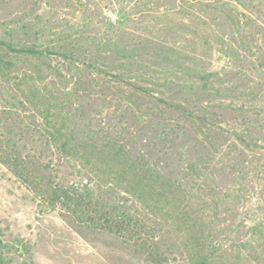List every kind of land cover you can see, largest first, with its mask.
<instances>
[{
    "label": "trees",
    "instance_id": "16d2710c",
    "mask_svg": "<svg viewBox=\"0 0 264 264\" xmlns=\"http://www.w3.org/2000/svg\"><path fill=\"white\" fill-rule=\"evenodd\" d=\"M161 1L169 6L174 2ZM201 2L199 12H184L181 20L160 17L138 25L116 7L119 0H106L105 15L82 10L77 25L65 24L55 30L53 43L30 38L32 33L45 30L38 20L25 22L20 16L13 21L14 25L0 27V165L32 198H42L52 209L60 208L78 227L121 237L124 243L144 254L149 264L173 263L161 250L160 235L152 232L148 216L157 220L155 208L170 210L192 190L174 178L168 163L161 165L160 161L166 154L176 156L178 164L183 165L180 172L189 177H200L205 161H192L184 150L157 154L155 145L162 148L167 142L172 144L173 127L169 132L164 126L155 129L157 124H153L145 149L106 128L85 129L75 121L68 86L58 82L62 81L63 72L50 60L54 55L65 69H74L76 75H72L77 84L84 85V73L94 74L106 84L105 88H118L117 92L126 94L129 100L159 92L157 103L173 111L174 123L181 122L183 129L187 121L210 130L215 128L216 133L208 138L216 140V150L225 139L221 124L216 119L215 126L206 104L192 111L187 98L178 93L188 88L195 91L198 101L205 99L209 91L236 98L241 102L233 110L241 128L233 135L246 147H255L252 133L256 128V132L264 130V101H260L264 94V71L256 68L247 72L236 48L230 44L232 54L228 63L221 67L222 71L213 68L210 56L216 49V0ZM224 6L220 4V12L238 29L240 44L247 46L249 40L240 29V18L224 10ZM183 19L187 22L182 23ZM183 31H190L194 38L179 36ZM22 58L34 62L24 68L17 64ZM51 75L53 79L46 81ZM19 106L32 113V122L23 118ZM65 167L70 177L62 174ZM259 231V236L264 235ZM256 240L248 238L241 247L252 246ZM17 245L0 228V264L18 260ZM184 247L186 264H213L215 257L217 262L222 256L226 260L219 264H250V259L259 257L264 260V246L253 247L247 254L237 250L235 254L216 252V256L205 243Z\"/></svg>",
    "mask_w": 264,
    "mask_h": 264
},
{
    "label": "rangeland",
    "instance_id": "374dc122",
    "mask_svg": "<svg viewBox=\"0 0 264 264\" xmlns=\"http://www.w3.org/2000/svg\"><path fill=\"white\" fill-rule=\"evenodd\" d=\"M201 1L174 0L169 6L161 0H119L116 7L119 6L140 25L151 19L157 21L160 17L164 20L173 16L181 20L184 12H199ZM221 3L225 4L224 10L240 18L239 28L244 30L249 40L247 46L240 44L238 29L220 12ZM82 10H95L105 15L108 8L106 0H0V27L14 25L13 21L20 16L25 22L38 20L45 30L32 33L30 38L53 43L55 30L65 24L77 25L81 21ZM186 22L183 19L182 23ZM179 36L194 38L190 31H183ZM229 44L236 48L247 72L264 71V0H216V49H213L210 59L218 71H222L221 67L228 63L232 54ZM33 62L30 58H22L17 64L27 68ZM50 62L57 64L63 72L64 77L58 82L68 86L75 121L85 129L106 128L132 140L137 148L145 149L147 138L153 133V124H157L155 129L164 126L169 132L173 127L172 144L167 142L162 148L155 145L157 154L163 156L169 151L176 154V150H184L192 161L197 158L205 161L204 173L200 177L184 176L180 172L184 170L183 165L178 164L176 156L171 158L166 154L160 161L161 165L168 163V170L174 171V178L192 188L187 198H181V203L174 207L168 204L170 210L167 207L164 210L155 208L159 216L157 220L152 215L148 216V224L153 226L155 236L160 235L161 250L170 262L187 263L182 251L187 244L205 243L213 248L215 256L216 252L235 254L237 250L247 254L253 247L259 249L264 246V235L259 236L257 232L260 230L264 234V130L256 132V128L252 133L255 147H246L235 139L233 134L241 127L233 107L241 101L214 91L206 93V101H198L195 91L188 88L178 93V96L187 98L188 108L192 111L206 104L215 126L216 119L221 124L225 139L222 147L216 150V140L208 138L216 133L213 132L215 128L210 130L207 126L187 121L183 129L181 122L174 123L176 114L157 103L156 97L161 96L159 92L152 91L129 100L126 94L117 92L118 88H105L106 84L94 74L87 76L84 73V85H79L73 76L76 75L74 69H65L64 63L54 55ZM51 79L53 75L46 81ZM198 95L202 98L200 93ZM261 97L263 102V93ZM19 109L23 118L32 122V113L22 106ZM158 147L160 149H156ZM62 170L64 176H71L68 168ZM43 202L42 198H32L28 190L0 165V228L9 239L18 243V260L13 264H149L144 254L124 243L121 237L78 227L63 215L60 208L52 209ZM248 238L258 240L250 248L241 247ZM222 259L226 260L223 256ZM222 259L216 262L215 257L213 264H219ZM249 262L264 264L262 257Z\"/></svg>",
    "mask_w": 264,
    "mask_h": 264
}]
</instances>
